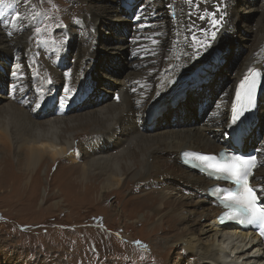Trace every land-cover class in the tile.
I'll list each match as a JSON object with an SVG mask.
<instances>
[{
	"label": "bare ground",
	"instance_id": "obj_1",
	"mask_svg": "<svg viewBox=\"0 0 264 264\" xmlns=\"http://www.w3.org/2000/svg\"><path fill=\"white\" fill-rule=\"evenodd\" d=\"M19 1V20L22 23L10 20L15 15L14 10L7 11L4 6H0V62L1 65L2 62H6L11 77V88L3 97L6 98V102L0 106V141L4 143L0 154H10L11 159L16 161L15 165L13 161L12 163L5 162V165L10 168L8 194L16 195L12 193L16 189L25 193L39 188V180L36 176L40 173L42 165L47 162L52 165L60 164L64 160L66 179L63 180L64 184L56 187L61 196L67 185L71 186V189H80L76 197V201L79 200L80 203L97 201L103 197L101 193L119 196L120 190L128 184H136L138 188H151L153 191H145L146 193L136 197L139 199L136 201L140 208L148 207L150 211V215H144V225H149L148 218H156L155 223L150 227L152 232L163 223H167L168 230H177L175 229L176 224L185 220L182 207L189 205L195 211L199 221L204 219L200 235L207 236L213 232V235L208 237H211V240L205 250L199 248L198 239L193 234L187 237L183 235L182 231H189V228H183L176 234L172 231L174 236L161 237L162 240H173L178 237L177 244L185 246L186 251L193 254L201 264H264V250L253 234L234 227L216 225L215 218L219 210L204 194L211 182L184 169L178 161L179 152L184 150L216 153L219 149L232 145L231 140H223L222 133L225 121L230 118V99L233 90L249 69L260 68L264 73V0L260 6L252 3L243 8L244 12L256 11L260 14L253 29L252 43L236 69L234 67L235 71H232L231 76L233 81L212 98L211 102L214 104L212 114L206 110L201 111L200 120L197 122L176 123L170 126L164 124L157 131L153 129L148 131L144 120L146 113L139 114V107L141 105L150 107L158 100L166 101L174 93L176 96L184 87L191 84L193 79L191 74L196 69L202 67L205 71L207 67L216 63H211V61L225 47L229 34L233 32L238 23L239 13L237 8L231 5L232 0H223L222 5V10L227 11L224 21L226 31L221 30L217 40L212 42V47L194 61H187L184 55L185 52H191L188 47L190 39L188 34H181V37L179 34L182 32L180 29L184 21L183 17L188 25L192 26V31L196 32L197 36L202 35L198 29L211 28L208 21L198 18L203 13L198 11L197 5L192 3L194 10L191 8L190 12L182 14L181 2L183 0L172 2L170 0H145L134 18L138 23L134 25L126 39H121L115 48L119 50L131 48L132 53L137 52L138 55H132L136 59L130 64V72L120 82L119 88L113 90L115 102L108 105L103 104L104 106H99L98 109L95 107L96 111L91 109L93 113L89 112V114H92L93 121L87 118L88 113V116L72 119L74 117H69L68 110L63 111L61 108L56 111H47L48 113L42 117L37 115L41 107L35 108V102L43 104L48 95H53L55 88L61 83L63 74L60 73L58 68L60 63L53 54L48 56L49 61L38 60L36 55H32L37 48L31 46L27 34L35 24L32 20L37 11V0ZM39 2L42 5L48 3V0H39ZM72 2L73 4L82 3L87 7L84 10L81 9L79 23L70 22L71 7L70 9L65 8L64 12L66 21L73 26L71 29L75 30L76 27L79 31L77 44L80 55L73 59L70 67L76 77L75 84L72 86L79 89L85 83L86 78L93 73L90 71V60L97 50L95 27L100 19L116 21L121 17L117 13L118 8L105 7L99 12L89 10L96 0H72ZM120 2L122 5V0ZM213 2L218 3V0H212L211 3L206 2L202 6L212 11L217 6V4L212 5ZM168 5L175 6L179 15L176 22L168 17ZM183 7L185 11L188 10L186 5ZM41 8L40 6L38 11H42ZM141 14H143V19H136ZM19 27H21L20 30ZM183 31L187 30L183 29ZM138 36L144 48L150 51L145 52L133 42ZM152 39H158L160 44L153 45ZM176 39L179 42L175 43ZM14 54H17L15 61L12 59ZM33 61L36 63L34 64ZM185 61H187L186 66ZM177 65L179 67H176ZM13 70L18 71L24 85L31 88L30 92L18 91L15 95L11 93L12 85L17 82V79L11 76ZM49 79L54 80V84L49 85L47 83ZM136 82L140 86H145L146 91L142 92ZM20 87L22 86L19 85L17 88ZM133 87H137L136 92L131 90ZM36 88H41L39 98L33 92ZM49 88L51 91H48ZM157 88L162 93L159 98L155 94ZM198 91H192L190 95L196 97ZM117 96L119 100L116 99ZM217 105L220 107L218 108ZM200 108L202 107L199 104V110ZM263 116L264 90L257 99L256 111L245 119L244 123L251 125L255 117L259 118L257 119L259 123ZM85 129H89L91 133L83 135ZM252 132L251 128L244 135L245 143L249 140L253 141ZM255 135L256 140L254 141H258L257 147L264 149V127L259 129ZM78 136L82 140L86 138L85 143L83 141L78 144L80 146L75 143ZM107 142L112 145L104 147L103 143ZM79 147H83L85 156V162L80 166L75 156ZM258 159L264 162V154H258ZM11 165L16 166V173L10 167ZM256 177L257 181L259 177H264V167L256 172ZM97 192H100V195ZM179 193L182 195H178ZM184 194L187 196L185 197ZM52 198L53 195L47 199L42 197L38 204L42 205L45 201H51L56 208L64 202L70 204V196L67 194H64L63 199L61 197ZM191 213L195 214L193 211ZM118 248L123 250L125 256L129 253L132 254L130 256L132 258L134 255L136 257L139 255L135 250L127 249L125 246L119 245ZM156 250V247L152 246L149 251L150 255L157 253ZM161 250L166 251L167 248L164 246Z\"/></svg>",
	"mask_w": 264,
	"mask_h": 264
},
{
	"label": "rangeland",
	"instance_id": "obj_2",
	"mask_svg": "<svg viewBox=\"0 0 264 264\" xmlns=\"http://www.w3.org/2000/svg\"><path fill=\"white\" fill-rule=\"evenodd\" d=\"M144 1L133 0L134 3L129 12L121 5L120 0H96L94 5L89 8L93 12H99L105 7L118 8L117 13L121 18L116 21L100 19L95 27L97 50L90 60V71L93 73L89 78H86L85 83L78 89L75 99L72 100L70 109H68L70 118L74 117L72 119H75L89 115L87 118L93 121L92 114H89V112L93 113L91 109L96 111L103 104L108 105L115 102L113 90L119 88L120 82L130 72V64L135 58L132 56L131 48H124L123 50L115 48L121 39H126L134 25L138 23L134 18ZM262 1L232 0L231 5L235 6L239 13L238 23L233 32L229 34L225 47L211 61V63H216L209 68L207 67L202 75L198 74L197 77L192 75L191 84L184 87L176 96L174 93L172 96L175 97L171 96L166 101L158 100L150 107L141 105L138 113H146L144 120L148 131L151 129L157 131L164 124L170 126L176 123L197 122L200 120L201 111L206 110L212 114L214 110L212 98L216 97L223 87L233 81L231 76L235 70L233 72L231 70L234 65L236 69L252 43L253 29L260 14L256 11L244 12L243 8L252 3L260 6ZM204 3L206 2L203 0H195L193 4L202 5ZM36 4L37 11L41 6L42 11L46 10L52 13L50 15L51 20L56 21L58 19V23L65 27L53 32L59 50V54L54 53L53 55L55 58L56 55H60L58 68L63 74L70 70L73 59L80 55L77 44L79 31L76 30V27L75 30H72L73 26L66 21L65 8L70 9L71 7L69 10L71 12L70 22L73 24V22L79 23L81 21L80 11L87 9V7L78 2L73 4L72 0H48V3L42 5L37 0ZM34 25L27 34L32 47L37 44L35 41L37 36L33 32ZM37 55L36 59L38 60H50L48 56L45 58L40 54ZM9 74L10 71L6 62H2V65L0 62V106L5 104L6 98L3 97L11 88ZM2 77H6L5 80ZM61 77V83L55 88L53 95L46 97L37 115L42 117L49 111L59 109L53 103V98L55 97L59 101L63 94L65 81L63 75ZM192 91L199 93L196 97L191 96ZM199 104L202 107L200 110ZM257 119L259 118L255 117L251 124L253 129L251 147L257 142L254 141L256 132L264 127V116L259 120V123ZM90 133L89 129H85L82 134L88 135ZM85 140L86 138L82 140L78 136L75 143L77 145L83 141L85 143ZM3 144L0 141V149H3ZM110 145L112 144L108 142L103 143L104 147ZM79 148L76 150L75 156L80 166L85 162V156L83 147ZM12 161L15 165L16 161L11 159L10 154H0V264H201L193 254L186 251L185 246L177 244L178 237L173 240L161 239V237L166 236L172 237L183 228H189V231H182L183 235L187 237L189 234H193L198 239L199 248L205 250L211 240V237H208L212 236L213 232L207 236L200 235L204 219L199 221L190 205L182 207L184 210L182 215L185 220L176 224L175 229L177 230H168L167 223H163L152 232L150 227L155 223L156 218H148L150 220L148 221L149 225H144V215H150V211L148 207L140 208L136 201V197H140L142 193L153 191L151 188H138L136 184H128L120 190L119 196L101 193L103 197L97 201L80 203L79 200L76 201V197L79 195L77 193H80L79 188L71 189V186L67 185V188L63 189L62 196L56 188L59 184H64L63 180L66 179L64 171L66 164L62 160L60 164L52 165L47 162L42 165L40 173L36 176L39 180L38 187L40 189L35 188L32 192L25 193L16 189L17 192H12L13 194L16 193L13 197L11 193L8 194L10 190L8 187L10 172L8 171L10 168L5 165V162L12 163ZM10 167L15 171L14 173L17 172L16 166L11 165ZM96 183L98 184V182ZM99 193L97 192L98 195H100ZM64 194L70 196V206L64 202L59 208H56L51 201H45L42 205L38 204L42 197L47 199L53 195V198L61 197L63 199ZM178 195H182V193ZM137 200L139 201V199ZM191 211L195 214H192ZM172 231L175 233L173 234ZM136 241H140V243L137 244ZM119 245L133 249L141 256L136 257L134 255L135 259L130 257L131 253L125 256L123 250L118 248ZM151 245L157 249V253L155 252L152 256L149 252L152 248ZM164 246L167 248L166 251L161 250Z\"/></svg>",
	"mask_w": 264,
	"mask_h": 264
},
{
	"label": "snow or ice",
	"instance_id": "obj_3",
	"mask_svg": "<svg viewBox=\"0 0 264 264\" xmlns=\"http://www.w3.org/2000/svg\"><path fill=\"white\" fill-rule=\"evenodd\" d=\"M195 0H188L189 4L194 3ZM207 2V0H204ZM5 5V0H0V6ZM223 0H218L217 6L214 10L209 11L207 8H203L202 5H197L198 11L203 14L198 18L200 20H206L210 23V29L200 28L198 31L202 34L197 36L196 32L192 31V26L188 27L189 43L188 47L191 52H185L187 61L198 60L202 54H205L208 49L212 47V42L217 40L218 33L221 30L226 31L225 17L227 11L222 10ZM170 7V5H169ZM20 19V13L16 12L12 17L13 21ZM136 19L142 20L143 14L137 16ZM140 29H138L139 31ZM41 29L36 28L35 32L40 33ZM210 36V39H209ZM138 47L144 49L145 52L150 51L144 48L141 43V38L135 37L133 40ZM38 43H46L40 41ZM53 43H55L53 41ZM153 45H159L158 39H152ZM132 55H138L137 52H133ZM179 59V58H178ZM185 61V66L187 64ZM35 64L36 62L33 61ZM176 67H179L177 65ZM11 76L14 79H19L20 74L17 70L11 72ZM64 85L63 94L59 99V106L65 107L74 99L78 89L73 87L76 77L71 70H67L63 73ZM49 85L54 84V80L49 79L47 81ZM138 85V82H136ZM264 83V73L256 69H249L243 78L239 80V84L235 89V102L232 103L230 110V118L225 121L226 135L230 140L233 138V134L242 128L245 119L253 114L257 109L258 93ZM141 91H146L145 86H140ZM13 91L25 92L24 88H17L15 84L12 85ZM133 92L137 91V87L131 89ZM51 91V88L48 89ZM157 98L162 93L159 88L155 90ZM227 95V94H225ZM119 100V96L116 97ZM139 103V102H138ZM42 104L35 102V108H40ZM219 108L220 105H217ZM256 152L264 154V149L257 148ZM185 159L183 163L191 167L199 169L201 172H206L209 177H213L218 181L230 182L233 187L222 189L216 187L212 189L213 194L224 193L220 196L219 203L227 210L219 217L221 223L238 221L241 223L254 224L259 228L260 234L264 235V177H259L257 181L256 172L259 168L264 167V162L258 160L257 155H241L235 152H220L218 155H202L199 153H184ZM193 158L195 161L193 162ZM258 185V186H257ZM258 193H260L258 195ZM137 244L140 241H136Z\"/></svg>",
	"mask_w": 264,
	"mask_h": 264
},
{
	"label": "water",
	"instance_id": "obj_4",
	"mask_svg": "<svg viewBox=\"0 0 264 264\" xmlns=\"http://www.w3.org/2000/svg\"><path fill=\"white\" fill-rule=\"evenodd\" d=\"M234 67H235V65H234ZM234 67L232 68V70L231 71H233L234 70ZM264 89V83L262 84V86H261V89H260V92L262 91ZM245 125V123L242 125V127Z\"/></svg>",
	"mask_w": 264,
	"mask_h": 264
}]
</instances>
